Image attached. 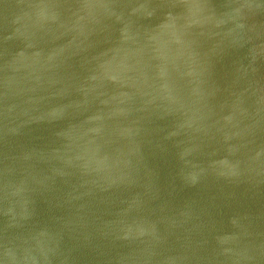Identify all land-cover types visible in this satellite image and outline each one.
I'll list each match as a JSON object with an SVG mask.
<instances>
[{"label": "water", "instance_id": "obj_1", "mask_svg": "<svg viewBox=\"0 0 264 264\" xmlns=\"http://www.w3.org/2000/svg\"><path fill=\"white\" fill-rule=\"evenodd\" d=\"M0 264H264V0H0Z\"/></svg>", "mask_w": 264, "mask_h": 264}]
</instances>
